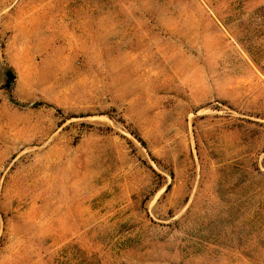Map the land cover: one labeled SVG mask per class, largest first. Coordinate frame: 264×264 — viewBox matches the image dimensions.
<instances>
[{
    "label": "rangeland",
    "instance_id": "374dc122",
    "mask_svg": "<svg viewBox=\"0 0 264 264\" xmlns=\"http://www.w3.org/2000/svg\"><path fill=\"white\" fill-rule=\"evenodd\" d=\"M0 264H264V0H0Z\"/></svg>",
    "mask_w": 264,
    "mask_h": 264
}]
</instances>
